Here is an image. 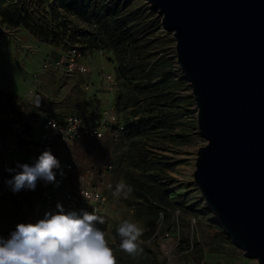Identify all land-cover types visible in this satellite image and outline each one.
<instances>
[{"label": "rangeland", "instance_id": "rangeland-1", "mask_svg": "<svg viewBox=\"0 0 264 264\" xmlns=\"http://www.w3.org/2000/svg\"><path fill=\"white\" fill-rule=\"evenodd\" d=\"M34 2L49 17L59 18L56 11L62 0ZM148 8L152 17L142 20L147 28L137 56L142 77L135 81L134 90L159 84L156 89L165 99L162 115L167 127L132 134L137 123L148 117L147 111L128 88L131 75L128 81L119 78V63L112 52L88 50L79 61L90 68L87 74H69L65 67L53 65L45 70V64L69 58L73 47L56 49L1 18L0 115L13 113L37 133L45 119L75 115L93 121L105 110L115 112L126 130L74 144L68 184L80 182L108 198L99 216L105 221L100 227L117 264H258L226 236L194 182L198 150L207 141L198 130L196 102L178 65L175 39L165 30L161 16L149 4ZM119 183L125 189L115 195ZM125 219L143 230L133 254L119 248L116 228Z\"/></svg>", "mask_w": 264, "mask_h": 264}, {"label": "water", "instance_id": "water-1", "mask_svg": "<svg viewBox=\"0 0 264 264\" xmlns=\"http://www.w3.org/2000/svg\"><path fill=\"white\" fill-rule=\"evenodd\" d=\"M176 42L207 144L194 182L226 236L264 264V0H145Z\"/></svg>", "mask_w": 264, "mask_h": 264}, {"label": "trees", "instance_id": "trees-1", "mask_svg": "<svg viewBox=\"0 0 264 264\" xmlns=\"http://www.w3.org/2000/svg\"><path fill=\"white\" fill-rule=\"evenodd\" d=\"M34 1L0 0L1 20L12 28L24 27L34 38L56 49L72 46L83 57L94 47L112 52L119 63V78L128 81L131 75L128 88L133 89L147 111L148 117L137 123L132 134L140 135L152 127H167L162 115L165 99L156 89L159 84L134 90L135 81L142 77L137 62L147 28L142 20L152 17L148 4H140L141 0H62L56 11L59 18H55L33 5ZM122 131L113 127L112 134ZM25 204L30 208L29 198L0 199V234L7 236L17 223L27 222L29 214L24 212Z\"/></svg>", "mask_w": 264, "mask_h": 264}, {"label": "clouds", "instance_id": "clouds-1", "mask_svg": "<svg viewBox=\"0 0 264 264\" xmlns=\"http://www.w3.org/2000/svg\"><path fill=\"white\" fill-rule=\"evenodd\" d=\"M4 183L12 193L35 190L37 181L59 185L57 176H66L64 165L51 148L43 150L32 163L8 167ZM125 189L117 184L115 195ZM131 191V188H128ZM57 211L45 212L35 222H19L7 236L0 234V264H117L113 247L100 225L105 221L94 212L68 211L57 204ZM142 228L123 220L116 228L119 248L133 254Z\"/></svg>", "mask_w": 264, "mask_h": 264}, {"label": "built area", "instance_id": "built-area-1", "mask_svg": "<svg viewBox=\"0 0 264 264\" xmlns=\"http://www.w3.org/2000/svg\"><path fill=\"white\" fill-rule=\"evenodd\" d=\"M83 58L77 49H73L66 60L61 58L43 67L48 70L53 65L56 68L65 67L69 74L74 72L87 74L90 68L79 63ZM107 80H112V76H108ZM1 125L3 127L0 128V199L15 201L29 198L30 208L27 204L24 206V212L29 214L27 222L43 218L47 211H57L58 203L63 204L68 211L81 210L94 212L97 216L102 215L108 204V198L104 193L99 189L83 186L80 182L68 184V174L72 171L69 156L72 146L81 140L103 139L107 132L112 133L113 127L119 131L124 130L112 109L105 110L99 119L91 122H86L75 115L66 116L61 120L45 119L40 123L37 133L10 112L0 115ZM47 148H51L57 156L62 157L61 162L66 176H57L60 181L58 186L37 181L35 190L25 189L19 193H12L4 183L9 176L6 169L10 166L15 167L17 163L34 162ZM166 237H170V232H166Z\"/></svg>", "mask_w": 264, "mask_h": 264}]
</instances>
